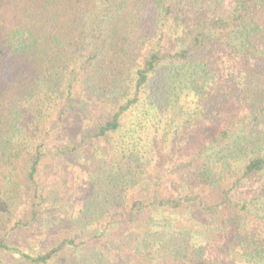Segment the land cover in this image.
I'll return each mask as SVG.
<instances>
[{
  "label": "trees",
  "instance_id": "obj_1",
  "mask_svg": "<svg viewBox=\"0 0 264 264\" xmlns=\"http://www.w3.org/2000/svg\"><path fill=\"white\" fill-rule=\"evenodd\" d=\"M0 247L264 264V0H0Z\"/></svg>",
  "mask_w": 264,
  "mask_h": 264
},
{
  "label": "rangeland",
  "instance_id": "obj_2",
  "mask_svg": "<svg viewBox=\"0 0 264 264\" xmlns=\"http://www.w3.org/2000/svg\"><path fill=\"white\" fill-rule=\"evenodd\" d=\"M47 167H46V169L47 170H49V171H52L51 173H53V171H54V169H55V165H50L49 163L46 165ZM47 170H42L41 171V173L39 174V177H37V181H38V183H40V184H42L43 182H50V181H52V179H47V177H45V173L44 172H46ZM54 175H55V173H53ZM12 238H14L13 236H12ZM24 239H25V237H24V232H22V231H19L18 233H16V235H15V238L13 239V241H15V240H17V242H19L20 244H22L21 243V241L23 240L24 241ZM16 242V241H15ZM11 244V243H10ZM12 245V244H11ZM11 257V255H10V251H7V250H5L4 248H1L0 247V258H3L5 261H8V259Z\"/></svg>",
  "mask_w": 264,
  "mask_h": 264
}]
</instances>
